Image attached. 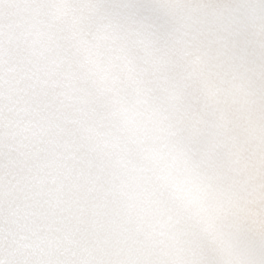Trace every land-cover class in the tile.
Returning a JSON list of instances; mask_svg holds the SVG:
<instances>
[{
	"label": "snow or ice",
	"instance_id": "snow-or-ice-1",
	"mask_svg": "<svg viewBox=\"0 0 264 264\" xmlns=\"http://www.w3.org/2000/svg\"><path fill=\"white\" fill-rule=\"evenodd\" d=\"M0 264H264V0H0Z\"/></svg>",
	"mask_w": 264,
	"mask_h": 264
}]
</instances>
